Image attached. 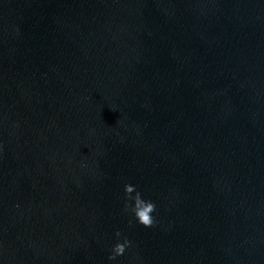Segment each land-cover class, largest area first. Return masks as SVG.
I'll return each instance as SVG.
<instances>
[{"label": "water", "instance_id": "obj_1", "mask_svg": "<svg viewBox=\"0 0 264 264\" xmlns=\"http://www.w3.org/2000/svg\"><path fill=\"white\" fill-rule=\"evenodd\" d=\"M0 264H264V0H0Z\"/></svg>", "mask_w": 264, "mask_h": 264}, {"label": "clouds", "instance_id": "obj_2", "mask_svg": "<svg viewBox=\"0 0 264 264\" xmlns=\"http://www.w3.org/2000/svg\"><path fill=\"white\" fill-rule=\"evenodd\" d=\"M125 192L129 201H134V204H126L125 210L131 211L136 219L145 227H153L156 224L152 213L156 210V205L151 201H145L139 191L136 190L131 184L125 185ZM135 192V196L132 193ZM131 223V222H130ZM117 237L121 236V233L117 231ZM131 245V241L125 239L122 243H117L112 249L113 254L109 257L111 260H115L117 256H122L126 248Z\"/></svg>", "mask_w": 264, "mask_h": 264}]
</instances>
